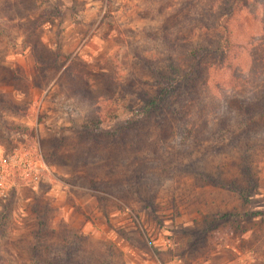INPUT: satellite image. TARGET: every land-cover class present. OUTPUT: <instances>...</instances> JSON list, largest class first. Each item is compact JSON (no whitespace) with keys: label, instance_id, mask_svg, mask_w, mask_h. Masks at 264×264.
<instances>
[{"label":"rangeland","instance_id":"374dc122","mask_svg":"<svg viewBox=\"0 0 264 264\" xmlns=\"http://www.w3.org/2000/svg\"><path fill=\"white\" fill-rule=\"evenodd\" d=\"M225 1L0 0V157L48 170L0 201V264H264V0L224 12L245 83L142 101Z\"/></svg>","mask_w":264,"mask_h":264},{"label":"trees","instance_id":"16d2710c","mask_svg":"<svg viewBox=\"0 0 264 264\" xmlns=\"http://www.w3.org/2000/svg\"><path fill=\"white\" fill-rule=\"evenodd\" d=\"M229 1L232 2V8H227ZM237 6L241 9H248L249 0H226L220 8L215 9V11L219 9L217 12L213 11L202 17V20H198L199 25L195 29L198 38L195 51L188 56L180 55L177 60L170 57L168 65L171 67L153 71L158 79L170 85H167L162 94L155 96L144 94L142 101L145 104L146 113H155L157 110L166 111L165 109H169L174 97L187 95L185 97L195 102L196 96L191 93L197 88L209 85V81L215 78L216 72L229 73V78L232 77L233 81L242 79L238 74L240 73L238 62L242 59V50L246 48L255 50L257 42L255 39L243 40L242 37L236 35L234 24L225 23L226 9L230 11L232 17ZM245 23L246 19L241 22L239 33L243 28L246 30ZM247 31L252 33L249 26ZM237 111L242 117H246L245 122H247L256 110L250 106L240 105Z\"/></svg>","mask_w":264,"mask_h":264},{"label":"built area","instance_id":"2783aa9c","mask_svg":"<svg viewBox=\"0 0 264 264\" xmlns=\"http://www.w3.org/2000/svg\"><path fill=\"white\" fill-rule=\"evenodd\" d=\"M48 172L43 160L37 156L17 153L0 157V201H6L16 187L36 186Z\"/></svg>","mask_w":264,"mask_h":264}]
</instances>
